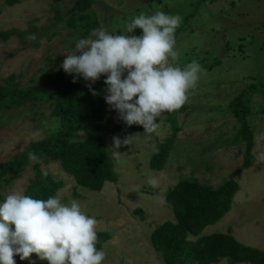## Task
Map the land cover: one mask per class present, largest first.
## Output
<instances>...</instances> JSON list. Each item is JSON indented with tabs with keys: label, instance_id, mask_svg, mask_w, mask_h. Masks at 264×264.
Instances as JSON below:
<instances>
[{
	"label": "rangeland",
	"instance_id": "374dc122",
	"mask_svg": "<svg viewBox=\"0 0 264 264\" xmlns=\"http://www.w3.org/2000/svg\"><path fill=\"white\" fill-rule=\"evenodd\" d=\"M76 1L21 0L6 6L0 0V31L34 27L41 33L36 41L26 44L17 37L0 40V86L11 76L12 84L18 87L41 84L45 71L59 67L75 41L97 28L121 34L141 12L179 15L184 27L174 34L177 56L170 62L183 68L196 60L204 70L188 90L185 103L157 118L159 126L154 134H144L142 126L125 125L104 103L99 121L105 119L108 124L102 139L116 183L105 182L99 192L89 191L77 187L58 162L40 163L44 175L63 183L55 196L65 202L79 201L81 210L98 221L96 232L107 233L108 239L100 248L105 252L104 264H164L150 239L159 225L175 222L172 208L165 202L166 193L184 178L216 188L238 169L233 177L238 190L230 210L200 235L231 229L238 242L264 252V93H246L264 84V0H89V7L78 14L71 27L66 20ZM80 15L97 21L87 33ZM140 34L141 30L135 29L126 35ZM243 91L250 108L247 123L253 130L254 161L246 169L241 168L245 144L233 140L239 123L230 110L232 100ZM169 117L178 129L164 167L154 171L149 161L155 145L173 134ZM58 126L51 107L44 103L0 110V171L23 147L43 139ZM130 136L135 137L128 145L122 143L117 149L121 155L113 158L112 138L123 141ZM34 172L31 163L17 175L9 171L3 176L0 201L10 192L24 194ZM13 259L15 264H42L35 254L23 261L18 256ZM213 264L228 263L223 259Z\"/></svg>",
	"mask_w": 264,
	"mask_h": 264
},
{
	"label": "trees",
	"instance_id": "16d2710c",
	"mask_svg": "<svg viewBox=\"0 0 264 264\" xmlns=\"http://www.w3.org/2000/svg\"><path fill=\"white\" fill-rule=\"evenodd\" d=\"M20 1L4 0V3L6 6H12ZM89 5V0L76 1L69 11L66 23L73 27L77 20L75 18ZM79 17L83 20L85 33L97 24L96 19L90 20L87 15ZM183 27L184 25H179L174 34ZM30 33H34L37 38L41 34H37L34 27L25 31L15 28L0 31V40L17 37L21 43L26 44L28 40L25 37ZM13 78L11 76L7 84L0 86V110L44 103L51 107V116L58 119L59 128L41 140L30 142L9 162L2 164L0 179L9 171L17 175L32 163L34 177L29 180L24 195L38 199L55 196L63 183L39 170L40 163L47 160L58 162L63 172L72 177L77 187L99 192L105 182L116 183L117 175L102 139L108 124L105 119L98 120L102 118L105 103L104 77L91 84V88L97 93L95 96L86 86L88 82L79 77L73 82V76L66 74L58 66L45 71L44 81L39 85L18 87L12 84ZM263 87L264 84H260L255 89L249 88L230 103V110L239 123L233 140L245 144L241 165V168L245 169L252 165L254 157L251 155L253 130L247 123L249 102L243 95L245 92L250 95L256 90L264 93ZM261 112L264 113V107H261ZM168 122L172 126L173 134L163 143L155 145L149 161V166L154 171H160L164 167L172 147L173 136L178 129L172 117L168 118ZM28 152L34 153L38 159L29 161ZM239 172L240 169L216 188L203 185L194 178H184L166 193L165 202L171 206L175 222L166 221L159 225L153 230L150 239L151 246L161 255L164 264H213L223 259L228 264H264V252L238 242L231 229L224 233L200 235L206 226L215 224L230 210L232 198L238 190L233 177ZM189 236L194 239H188ZM107 239V233L97 232V249H100ZM42 264L47 262L42 261Z\"/></svg>",
	"mask_w": 264,
	"mask_h": 264
},
{
	"label": "clouds",
	"instance_id": "9594fccd",
	"mask_svg": "<svg viewBox=\"0 0 264 264\" xmlns=\"http://www.w3.org/2000/svg\"><path fill=\"white\" fill-rule=\"evenodd\" d=\"M181 20L164 11L141 12L121 34L94 29L75 41L59 68L72 75L73 82L76 77L88 82L93 96L97 93L91 84L103 76L104 101L119 119L127 126H142L144 134L157 133V118L180 108L204 71L196 60L183 68L170 62L177 56L174 33ZM135 29L141 34L126 35ZM25 39L37 37L30 33ZM134 137L123 141L113 137L111 156L118 158L117 149ZM27 155L29 161L38 159L32 152ZM97 224L75 199L65 202L57 196L38 199L10 192L0 201V264H15L14 256L23 261L32 254L47 264H104L105 252L96 247Z\"/></svg>",
	"mask_w": 264,
	"mask_h": 264
},
{
	"label": "water",
	"instance_id": "95a60500",
	"mask_svg": "<svg viewBox=\"0 0 264 264\" xmlns=\"http://www.w3.org/2000/svg\"><path fill=\"white\" fill-rule=\"evenodd\" d=\"M100 118H98V120H99Z\"/></svg>",
	"mask_w": 264,
	"mask_h": 264
}]
</instances>
